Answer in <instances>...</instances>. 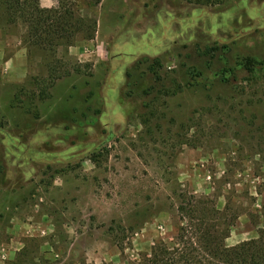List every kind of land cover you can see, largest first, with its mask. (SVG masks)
Wrapping results in <instances>:
<instances>
[{
  "label": "rangeland",
  "instance_id": "rangeland-1",
  "mask_svg": "<svg viewBox=\"0 0 264 264\" xmlns=\"http://www.w3.org/2000/svg\"><path fill=\"white\" fill-rule=\"evenodd\" d=\"M201 1L79 0L95 38L55 54L0 26V264L139 260L184 192L263 208L264 0Z\"/></svg>",
  "mask_w": 264,
  "mask_h": 264
},
{
  "label": "trees",
  "instance_id": "trees-1",
  "mask_svg": "<svg viewBox=\"0 0 264 264\" xmlns=\"http://www.w3.org/2000/svg\"><path fill=\"white\" fill-rule=\"evenodd\" d=\"M78 1L56 0L52 8H44L41 0H0V26L4 30L22 26L29 48L55 54L60 47L74 45L78 38H95L97 21L78 15ZM83 1L91 2L93 6L102 2ZM187 1L203 4L201 0ZM206 1L211 3L212 0ZM244 65L251 71L255 62L248 59ZM75 71L81 72L79 68ZM69 75L68 69L54 67L49 75L51 84L43 88L41 96L47 97L48 88L54 81ZM234 193L228 192L222 209L217 205V193H181L177 206L180 224L172 243L160 241L150 253L140 254L139 260H127L125 264H264V206L261 210L244 209L232 201ZM243 215L253 225L255 235L228 246L226 240Z\"/></svg>",
  "mask_w": 264,
  "mask_h": 264
},
{
  "label": "crops",
  "instance_id": "crops-1",
  "mask_svg": "<svg viewBox=\"0 0 264 264\" xmlns=\"http://www.w3.org/2000/svg\"><path fill=\"white\" fill-rule=\"evenodd\" d=\"M42 7L51 8L55 5L54 0H41Z\"/></svg>",
  "mask_w": 264,
  "mask_h": 264
}]
</instances>
